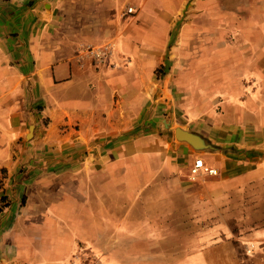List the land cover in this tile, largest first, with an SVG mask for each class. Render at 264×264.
Instances as JSON below:
<instances>
[{"label": "crops", "instance_id": "1", "mask_svg": "<svg viewBox=\"0 0 264 264\" xmlns=\"http://www.w3.org/2000/svg\"><path fill=\"white\" fill-rule=\"evenodd\" d=\"M137 243L264 264V0H0V264H135Z\"/></svg>", "mask_w": 264, "mask_h": 264}, {"label": "built area", "instance_id": "2", "mask_svg": "<svg viewBox=\"0 0 264 264\" xmlns=\"http://www.w3.org/2000/svg\"><path fill=\"white\" fill-rule=\"evenodd\" d=\"M136 12L133 5H126L124 8V14L132 15ZM89 52L95 57L98 61H102L106 56L111 53V46L103 45L94 48H89ZM202 171L203 173L209 175H216L218 173L217 169L214 167L207 166L201 158L195 159L193 167L191 168V175L195 176L198 171Z\"/></svg>", "mask_w": 264, "mask_h": 264}, {"label": "rangeland", "instance_id": "3", "mask_svg": "<svg viewBox=\"0 0 264 264\" xmlns=\"http://www.w3.org/2000/svg\"><path fill=\"white\" fill-rule=\"evenodd\" d=\"M191 19H193V17H185V18H183V20L182 21H185V20H191ZM201 19H203V18H201ZM177 35V34H176ZM176 35H175V37H176ZM203 35V34H202ZM174 41V40H173ZM120 236H118V237H120V238H124L125 239V243L126 242H128V240L130 239V238H128V237H126V235H125V232H123L122 230H120ZM142 238H144V237H142ZM163 239V241H164V247L165 248H168V247H179L180 245H182V243L185 241V238H173V237H169V236H165V237H163L162 238ZM138 244V243H137ZM111 248V250L112 251H114V250H118V251H121L120 253H122L123 252V250H124V247L122 246H118V247H110ZM130 248H132V249H134V252H132V253H127L128 254V256H134V262H135V264H142V263H144V262H140L139 263V261H141L140 259H142V256L144 255V247L143 246H141L140 244H138L137 246H135L134 244L133 245H131L130 246ZM171 249V248H170ZM167 250H169V249H167ZM88 254L86 255V257H83L84 258V261L86 262L85 264H90V261H89V259H88ZM116 256H119V253H118V255H116ZM136 258V259H135ZM92 260V259H91ZM92 264H93V262H92Z\"/></svg>", "mask_w": 264, "mask_h": 264}, {"label": "water", "instance_id": "4", "mask_svg": "<svg viewBox=\"0 0 264 264\" xmlns=\"http://www.w3.org/2000/svg\"><path fill=\"white\" fill-rule=\"evenodd\" d=\"M165 124H168V121H165ZM31 129H29L30 134ZM174 135L175 139L180 142H185L195 151L208 150L213 148V146L209 143L207 139L202 137L201 135L191 132L179 125L174 126ZM28 135L27 137H29Z\"/></svg>", "mask_w": 264, "mask_h": 264}]
</instances>
